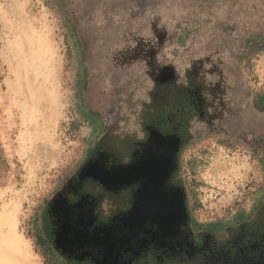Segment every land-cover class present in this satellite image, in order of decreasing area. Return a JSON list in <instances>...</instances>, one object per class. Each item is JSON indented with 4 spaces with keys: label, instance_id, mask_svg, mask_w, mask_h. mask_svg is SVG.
Instances as JSON below:
<instances>
[{
    "label": "rangeland",
    "instance_id": "rangeland-1",
    "mask_svg": "<svg viewBox=\"0 0 264 264\" xmlns=\"http://www.w3.org/2000/svg\"><path fill=\"white\" fill-rule=\"evenodd\" d=\"M105 1L0 0V219L2 231L15 239L21 264H63L43 228L42 213L47 208L56 214L60 225L61 235L55 240L68 252L81 257L85 246L96 239L94 243L102 246L98 252L102 255L95 257L98 264L128 260L129 236L116 241L107 227L97 236L96 226L88 225V220L85 227L75 218H63V195L75 189L78 182L74 175L86 164V152L105 127L116 124L141 136L131 110L146 97L153 80L170 79L173 69L164 66L147 76L127 75L112 86L104 70L96 73V68L90 67L97 62L95 47L89 42L91 28L80 22L91 15L100 18L99 9L107 2L124 7L132 18L148 11L163 43L161 61L184 67L183 53L195 49L207 52L205 44L211 52L220 48L211 26L237 2ZM245 5L255 13L236 37L237 41L248 39V44L232 57L229 52L233 48L224 54L231 65L239 64L252 105L257 94L264 96V0H245ZM103 20L100 18V23ZM156 21L165 28L158 27ZM119 28L113 24L105 30L110 33ZM81 75L87 81L82 85ZM261 108H249L252 116L246 112L240 117L238 133L231 128L226 133H203L179 156L191 222L208 225L222 221L224 225L216 234L220 242L235 234L236 226L230 220L240 211L249 212L264 188V105ZM98 155L99 159L107 156ZM105 185L112 186L110 180ZM101 202L100 207L110 208V199Z\"/></svg>",
    "mask_w": 264,
    "mask_h": 264
},
{
    "label": "flooded vegetation",
    "instance_id": "flooded-vegetation-1",
    "mask_svg": "<svg viewBox=\"0 0 264 264\" xmlns=\"http://www.w3.org/2000/svg\"><path fill=\"white\" fill-rule=\"evenodd\" d=\"M129 24L131 23L125 24L126 26L121 23L118 25L125 26L126 30ZM109 31L110 29H101L109 37L107 43L111 44L112 34ZM155 37V51H160L162 42L156 33ZM118 48V61L131 56L132 52L129 53L122 43ZM101 52L102 47L95 50V56L98 57ZM149 52L151 51L146 53ZM95 65L103 64L97 61ZM170 79H159L157 82L163 83ZM239 96L232 102V115L226 111L227 122L234 124L231 129L237 133L240 130V117L246 112L252 116V112L248 111L250 109L238 100ZM184 101L202 116L203 97L197 87L188 90ZM183 106L184 104L181 108ZM139 130L141 136L133 131L128 132L135 134V141L130 149H121L120 143H117L118 147L111 154L102 149L92 152L91 148L86 152V164L74 175L78 182L75 189L67 190L63 195V218H75L81 226L86 225L88 220V225L96 226L94 230L97 236L102 234L103 227L108 228L109 236H115L116 241L120 237L124 239L129 236L127 241L131 247L126 252L128 260L120 262L121 264L138 263L143 256H150L160 262L167 258L195 261L197 264H264V222L258 219L253 225L240 222L235 234L228 241L222 242L216 237L219 228L193 224L179 174V156L183 150L179 135L174 131L162 133L152 126H147L144 130L139 127ZM98 153L107 156L99 159ZM82 170L85 175H81ZM109 180L116 187L108 188L105 182ZM105 197L110 199V208L100 207ZM86 203L89 205H85ZM257 204L256 202L255 205ZM90 210H93L92 214ZM48 212L51 222L49 241L55 253L61 257L63 255L62 263L70 264L71 260L81 264H98L95 257L102 255L98 254L102 246L94 243L96 239L89 240L93 243L84 247L86 253L76 257L75 253H70L67 248L57 244L55 238L61 235L60 225L56 214ZM138 235H146L145 238L142 237V245V239ZM172 250H175V254Z\"/></svg>",
    "mask_w": 264,
    "mask_h": 264
},
{
    "label": "trees",
    "instance_id": "trees-1",
    "mask_svg": "<svg viewBox=\"0 0 264 264\" xmlns=\"http://www.w3.org/2000/svg\"><path fill=\"white\" fill-rule=\"evenodd\" d=\"M235 1L237 2H235L234 8L222 12L219 16V22H215L211 26V29L215 31L213 36H215L216 40L219 39L220 48L211 52L209 51V46L205 44L204 50L207 52L195 49L194 52L185 53L187 55L183 53L182 58L185 59L184 67H176V64L169 63L167 60L161 61L159 55L161 50L155 51L157 39L152 27L153 22L151 23L154 18L152 17L153 14L145 11L132 18L127 15L124 7H119L109 2L102 7V4L98 3L102 7H100L102 10L99 9L100 18H105V20L100 23L99 17H92L90 14L91 16L87 20L80 22L83 25L89 24L91 28L89 42L95 47V50L102 47L101 54L95 58L97 61L102 62L103 65H92L90 67L96 68L94 71L96 73L104 70L111 85L116 86V82H119L124 76L143 75V73L147 76L153 69L162 68L169 63L173 69L172 78L163 83L153 80L152 86L145 95L146 97L144 98L143 96L142 99H139L137 105H134L133 110H131L134 115V122L143 130L147 126H152L162 133L174 131L179 135L183 149L203 133H226L227 129L234 126V124L227 122V112L232 115L230 109L234 108L232 102L236 97L240 95L238 100L241 104L244 107L252 108L249 87L247 81L239 72V64L237 65L238 67L231 65L224 54L225 51L228 54L229 48H233L229 52V57L234 56L236 51L241 53L244 50V47L248 44V39L237 41L236 36L243 32V28L247 26L250 19L252 20L255 13L253 7L249 8L245 5V0ZM104 3H106L105 0ZM104 11L107 14L109 12L108 16L106 14L103 15ZM129 22L131 24L125 30V24ZM156 22L159 24L158 27L165 28L161 21ZM119 23L125 26H120L119 31L111 32L112 42L108 44L107 40L109 37H106L101 32V29L113 24L116 26ZM212 31L210 30V32ZM261 38L264 40V37ZM83 42L86 44L85 40ZM121 43L127 47L129 53H132L129 58L118 61L116 54L120 49L118 46ZM147 51H151L149 53H152V55L146 53ZM200 52L203 53L200 54ZM208 52H210V56H207L206 53ZM81 71L83 74V66ZM85 79L81 75L79 84H85L87 82ZM104 80V78H101L102 82ZM196 87L200 90L203 97L202 116L184 101L188 90ZM183 104L184 106L181 108ZM128 132L127 128L116 124L108 125L93 142L90 151L94 152L96 149H102L111 154L118 147L117 143H120L121 149H130L135 141V134ZM263 200L264 188L262 187L257 201H255L258 204L255 205L254 203L249 212L240 211L236 213L230 221L234 222L236 228H238L240 222L247 223V225H253L257 219L264 222V208L262 209V206H260ZM260 211L262 213L258 215L257 213ZM42 217L44 231L50 238L51 222L48 208L42 213ZM208 225L221 229L224 223L216 221L208 223ZM57 255L59 254L57 253ZM63 258L62 255L61 259L63 260ZM69 261L71 262L70 264H81ZM134 264L197 263L195 261L167 258L160 262L150 256H143L138 260V263Z\"/></svg>",
    "mask_w": 264,
    "mask_h": 264
},
{
    "label": "bare ground",
    "instance_id": "bare-ground-1",
    "mask_svg": "<svg viewBox=\"0 0 264 264\" xmlns=\"http://www.w3.org/2000/svg\"><path fill=\"white\" fill-rule=\"evenodd\" d=\"M46 108H48L47 104ZM2 223L3 220L0 219V264H21L15 239L2 231Z\"/></svg>",
    "mask_w": 264,
    "mask_h": 264
},
{
    "label": "crops",
    "instance_id": "crops-1",
    "mask_svg": "<svg viewBox=\"0 0 264 264\" xmlns=\"http://www.w3.org/2000/svg\"><path fill=\"white\" fill-rule=\"evenodd\" d=\"M181 37H179L178 39L180 40V42L179 43H183V40H181L180 39ZM183 45V44H182ZM181 45V46H182ZM181 48H184V46H182ZM165 67H169L170 68V66H165ZM255 100H256V103L254 102H252V105L251 106H253L254 107V109L256 108V111H259L258 110V107H262L261 109H263V105H264V96L263 95H260V94H257L256 95V98H255ZM252 107V108H253ZM261 112V111H260ZM262 113V112H261Z\"/></svg>",
    "mask_w": 264,
    "mask_h": 264
}]
</instances>
